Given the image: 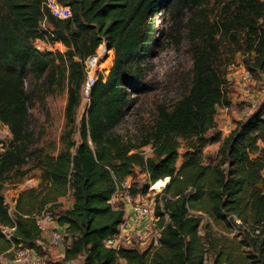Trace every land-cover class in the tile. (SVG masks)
I'll use <instances>...</instances> for the list:
<instances>
[{
	"label": "trees",
	"instance_id": "trees-1",
	"mask_svg": "<svg viewBox=\"0 0 264 264\" xmlns=\"http://www.w3.org/2000/svg\"><path fill=\"white\" fill-rule=\"evenodd\" d=\"M44 1L0 0V123L12 135L0 153V229L14 228L10 240L0 233V253L14 247L42 257L47 240L33 215L46 210L64 237L68 263L83 257L81 264H204L210 253V264H264V100L235 121L225 137L216 130L217 108L231 104L221 72L228 53L223 49L241 53L250 75L264 74V0H232L213 24L190 21L196 43L189 90L171 108H157L154 123L137 144L115 128L133 107V95L144 91L155 16L178 2L207 0H59L71 17L47 15V31L40 27ZM36 40L60 42L65 51L39 52ZM102 44L106 53L77 123L85 63ZM64 84L60 149L47 153L34 147L28 105L35 91L50 95ZM213 144H219L215 162L202 163L203 149ZM146 146L152 149L147 158L137 152ZM29 159L39 183L17 195L11 218L2 192L6 184L27 177ZM135 169L145 172L150 184L169 179L161 206L155 207L162 231L154 252L105 245L123 221L110 198L119 183L132 181ZM131 185L133 195L148 192L147 186L138 192ZM69 199L70 206L63 208L62 200ZM204 217L211 223H203ZM233 218L250 231L259 228V236L240 226L233 238L222 231L212 238L215 226L229 233Z\"/></svg>",
	"mask_w": 264,
	"mask_h": 264
},
{
	"label": "rangeland",
	"instance_id": "rangeland-1",
	"mask_svg": "<svg viewBox=\"0 0 264 264\" xmlns=\"http://www.w3.org/2000/svg\"><path fill=\"white\" fill-rule=\"evenodd\" d=\"M231 1L207 0L201 5H193L191 2H178L173 5L170 11L164 8L160 9V13L155 16V22L151 25L152 28H155V32L152 36V53L145 62L144 76L141 80L144 91L133 95V98H135L133 107L127 111L126 116L115 128L118 134L124 136L126 140L133 141L135 144L139 143L144 131L149 129L154 123L157 108L160 106L171 108L187 93L192 79V47L196 43L190 21L193 19L196 23L203 21L213 24L221 13L222 8L227 6ZM224 40V38H221L219 44H222ZM99 50L98 53H100ZM223 50L228 53H224L225 58L221 65V72L227 84L226 90L228 91V98L231 104L227 113H217L216 130H219L222 136L225 137L233 127L236 121L235 118L243 120L249 115L248 109L250 104L239 101L241 98V87L238 80L242 71L246 70L242 63L244 57L241 53H233L227 47ZM232 76L235 77L233 78ZM251 77V92L255 101L259 102L261 98L264 100V74L251 75ZM31 80V76L28 75L26 79L27 91L31 89ZM66 89V85L64 84L54 94L50 95H44L35 91L28 105L31 130L35 132V136L37 137L34 141V147L43 148L47 153H56L60 149L59 137L65 123ZM261 91H263V94L258 98V94L262 93ZM85 111V104L81 100L77 111V123L81 116L85 114ZM229 126L230 128L227 129ZM0 130L3 131L1 123ZM8 133L10 134V138H12L10 131ZM210 134L211 132L208 133V136ZM180 144L178 165L182 161L181 156L184 153V145L182 142ZM258 146L261 148L262 144L259 142ZM218 148L219 144L209 145L204 148L202 163L215 162ZM137 152L147 158L151 155L152 149L150 146H146L137 150ZM24 169L28 171L26 178L20 182L5 185L2 194L6 202H12L14 196L23 190L33 187L35 184L34 181L31 185H27L26 183L32 179H37L38 170L32 169L31 159H29ZM262 175L264 177V171ZM131 182L135 185L138 192L145 186L148 187L149 192L150 183L145 172L135 169ZM70 204L71 199L63 200V208H67ZM152 222L157 227V221ZM206 222L211 223V220L204 217L203 223ZM225 230L223 225L215 226L211 233L212 238H217L221 234L219 233L221 231L222 234H226L230 238L234 237L231 236V232L226 233ZM199 233L201 236H204L205 231L203 226ZM65 247L64 241L58 246H47L44 254L40 257L42 264H81L83 257H79L77 260L69 263L64 261L63 253ZM210 263L211 256L210 253H207L204 264Z\"/></svg>",
	"mask_w": 264,
	"mask_h": 264
},
{
	"label": "built area",
	"instance_id": "built-area-1",
	"mask_svg": "<svg viewBox=\"0 0 264 264\" xmlns=\"http://www.w3.org/2000/svg\"><path fill=\"white\" fill-rule=\"evenodd\" d=\"M42 12L43 19L40 27L43 31H47V15L58 20H67L71 17L70 8L61 4L59 0H45L42 4ZM34 47L39 52H59L62 54L65 51V47L60 42L49 44L42 40H36ZM98 50L100 53H98ZM105 53L106 47L102 44L97 49L96 56L85 63V80L81 88V95L86 108L89 104L90 88L95 82V73ZM232 77L234 78L235 76ZM238 81L242 84L240 89L242 103L247 102L250 104L248 109V113L250 114L260 104V101H255L251 92L252 77L249 72L243 70ZM2 127L3 131L0 130V153L5 151L11 139L7 126L2 124ZM26 183L27 185H31L30 181ZM166 185L162 186L160 190H152L153 184H150L149 192L146 195H133L131 193V178H127L117 185L109 204L112 209L123 212V221L116 235L106 240V247L112 249L133 248L140 251L148 249L150 252H154L160 247L159 238L162 229L158 226L159 219L155 216V207L157 203L161 206L160 199ZM17 195L13 197L12 202H6L4 200L7 208L9 205L8 213L11 218H13L12 214L14 212ZM164 216L167 220V214L164 213ZM33 218L43 236L47 235L49 237V246H58L64 241L63 235L57 228L55 220L49 212L43 210L40 213L34 214ZM233 219V224L230 229L231 236L237 235L238 228L242 226L239 220L236 218ZM152 221H157V227L152 224ZM242 227L246 228L250 236H259V228L250 231L246 226ZM12 231H14V228L0 229V233L8 240H10ZM0 264H42V261L40 257L29 250L15 249L13 247L6 252L0 253Z\"/></svg>",
	"mask_w": 264,
	"mask_h": 264
},
{
	"label": "crops",
	"instance_id": "crops-1",
	"mask_svg": "<svg viewBox=\"0 0 264 264\" xmlns=\"http://www.w3.org/2000/svg\"><path fill=\"white\" fill-rule=\"evenodd\" d=\"M239 86L240 87H242V84H240L239 83ZM238 89H239V87H238ZM241 89V88H240ZM262 93H259L258 94V98L259 97H261V95L263 94V91H261ZM240 95H241V92H240ZM241 97V96H240ZM241 103H242V100H241V98H240V100H239ZM263 101V99L261 98L260 99V103ZM228 109H229V107H218L217 108V113L219 112V113H227V111H228ZM236 119V121H239V120H242V119H239V118H235ZM230 128V126L229 127H227V129H229ZM34 181V185H33V187H31V188H36L37 187V185H38V183H39V179L37 178V179H32V180H30V182L32 183ZM30 189V188H29ZM62 202H63V200H62ZM45 238H46V240H47V244H45L46 245V247L47 246H49V241H48V239H49V237L46 235V236H44ZM44 245V246H45Z\"/></svg>",
	"mask_w": 264,
	"mask_h": 264
},
{
	"label": "bare ground",
	"instance_id": "bare-ground-1",
	"mask_svg": "<svg viewBox=\"0 0 264 264\" xmlns=\"http://www.w3.org/2000/svg\"><path fill=\"white\" fill-rule=\"evenodd\" d=\"M165 183H166V184L168 183V179H167V178L164 179V180H160V181L156 182L155 184H153L152 189L160 190V188H161L162 186H164Z\"/></svg>",
	"mask_w": 264,
	"mask_h": 264
},
{
	"label": "water",
	"instance_id": "water-1",
	"mask_svg": "<svg viewBox=\"0 0 264 264\" xmlns=\"http://www.w3.org/2000/svg\"><path fill=\"white\" fill-rule=\"evenodd\" d=\"M168 182H169V180H168Z\"/></svg>",
	"mask_w": 264,
	"mask_h": 264
}]
</instances>
